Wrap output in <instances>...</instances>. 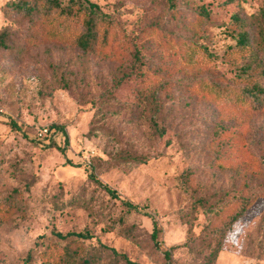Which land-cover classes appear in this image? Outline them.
<instances>
[{
  "label": "rangeland",
  "instance_id": "rangeland-1",
  "mask_svg": "<svg viewBox=\"0 0 264 264\" xmlns=\"http://www.w3.org/2000/svg\"><path fill=\"white\" fill-rule=\"evenodd\" d=\"M8 1L0 0V31L11 29L9 48L0 50V264H46L42 254L54 248H60L57 264H130L105 246L133 264H209L207 254L187 246L189 225L179 214L191 200L180 183L188 167L203 191L223 189L224 202L255 196L228 229L215 264H264L258 242L264 237V102L248 109L249 115L244 105L220 109L190 85L202 78L243 85L240 77L249 73L243 67L250 63L253 81L264 86L262 42L247 52L236 48L242 24L255 36L264 31V0H93L114 20L119 36L113 47L91 52L70 38L48 39L39 24L16 20ZM157 26L198 45L191 63L189 52L186 60L166 38L148 34ZM136 47L146 61H160L157 81L169 86L159 100L169 121L163 136L138 99L141 70L121 81ZM184 63L199 68L185 69ZM10 118L21 130L10 127ZM52 124L66 134L44 140L50 147L38 144L39 130ZM118 137L148 161L117 165L107 151ZM93 164L95 176L118 198L89 176ZM220 211L196 210L191 235L199 247ZM154 219L162 229L158 246L149 238ZM69 231L93 236L84 241V252L54 234ZM165 251H171L169 258Z\"/></svg>",
  "mask_w": 264,
  "mask_h": 264
},
{
  "label": "trees",
  "instance_id": "trees-1",
  "mask_svg": "<svg viewBox=\"0 0 264 264\" xmlns=\"http://www.w3.org/2000/svg\"><path fill=\"white\" fill-rule=\"evenodd\" d=\"M169 3L172 0H168ZM171 6H175L172 4ZM8 10L15 12L16 20H27L34 25L39 24L47 29L45 35L50 40H63L70 38L71 44L81 48L83 51L91 52L98 49H105L113 47V41L119 36V32L115 25L114 20L108 13H105L101 6L93 0H10L7 3ZM203 18H206V13H201ZM236 22L240 23L243 19L239 15H233ZM262 24V20L260 21ZM197 23L194 22V25ZM248 25V23H246ZM262 29V28H261ZM155 36V40H162V36L167 39V42L176 50L180 48L182 56L187 60V53L189 52L188 62L191 63L193 54L197 51L198 45L192 41H186L183 39H174L169 35L164 34L163 27L157 26L148 33ZM11 29L4 27L0 31V50L7 49L10 46ZM257 36H260V40L257 41ZM262 42L264 49V31L260 30L255 36L253 31H250L242 24V28L237 35L236 48L241 52H247L255 50V44ZM251 53V52H250ZM141 49L137 48L134 51V61L130 64V71H127L121 81L131 76L136 70H141V76L143 82L138 92V99L143 102L145 107L149 109V119L152 126L158 132L160 136L165 135L169 126L167 120V114H162L163 107L160 106V95L165 91L168 94V83L163 80L157 81V65L146 61L142 56ZM253 55V53H252ZM206 57H210V53L206 54ZM177 59V63H178ZM185 69L187 68H199L197 64H181ZM248 74H243L240 79L245 81L243 85H220L216 81L209 79H193L191 87L195 92L200 95L206 96L213 102V104L220 108V105H225L224 108L236 109L239 105H244L247 109V115L250 111L248 109H256L260 103L263 104L264 100V86H261L257 82L253 81V76L250 73L252 69L251 64L243 67ZM156 72V73H155ZM261 74H264L262 69ZM119 85V84H118ZM221 109V108H220ZM244 110V112H245ZM249 111V112H248ZM243 112V113H244ZM240 113V114H243ZM236 116L234 113H231ZM237 117V116H236ZM160 118V119H159ZM8 124L12 129L21 130L20 125L12 118L9 119ZM50 136L41 139L39 137L38 144L50 147L49 143H44V140L52 141V136L55 133L66 132L64 128L58 124H52L49 126ZM36 140V139H33ZM40 140V141H39ZM115 143L108 149L107 154L110 159H113L117 165H125L126 167L140 165L148 161V155L140 154L133 146L127 144L124 139L118 137ZM44 143V144H43ZM91 171L89 176L98 185L102 186L104 190L112 197L118 198V193L108 185L103 184L94 174L95 164L91 165ZM218 166L223 170L227 169V166L223 163H218ZM194 169L192 167L186 168L180 175V183L184 189L188 192L191 200L189 203L179 209L183 221L189 225V241L187 246L192 247V250H198L200 255L207 254V258L210 260L209 264H215V260L219 251L224 243L228 229L238 221L249 210L252 202L255 198L246 197L244 199H235L228 202H224L225 197H219L225 191L223 189H216L213 192L203 191L199 184L194 182ZM12 204L15 203V198H12ZM211 200H215L214 203ZM128 208L137 209V207L129 201H123ZM221 207L220 214L215 217L212 225H208L206 229L201 247L198 246L197 237L191 235V232L195 226L196 210L198 208H204L208 210H214L217 207ZM7 210V208H6ZM227 217H223L224 214ZM230 216V217H229ZM162 229L157 220H153V230L149 233V238L155 246L159 244V236ZM125 234L133 236L129 231L125 230ZM59 240H69L66 247L77 250L78 253L85 251V240H90L93 236L86 232L69 231L67 233L55 232L54 233ZM135 238V237H132ZM264 237L262 240H258L261 252L264 253ZM213 241L217 243L212 245ZM105 246V245H104ZM111 250L116 256L123 258L130 264H133L125 253H119L114 247L105 246ZM51 248V247H50ZM206 250H210V253H205ZM60 248H54L50 251L45 250L42 254L44 262L46 264H57L61 261L59 256ZM63 252V250H62ZM171 251H165L166 258H169ZM32 254H28L25 258V262L32 260ZM42 259V260H43ZM58 261V262H57ZM54 262V263H53ZM86 263V259L81 264Z\"/></svg>",
  "mask_w": 264,
  "mask_h": 264
},
{
  "label": "built area",
  "instance_id": "built-area-1",
  "mask_svg": "<svg viewBox=\"0 0 264 264\" xmlns=\"http://www.w3.org/2000/svg\"><path fill=\"white\" fill-rule=\"evenodd\" d=\"M38 136L41 138H45L50 136V130L49 127H43L42 129L39 130Z\"/></svg>",
  "mask_w": 264,
  "mask_h": 264
}]
</instances>
